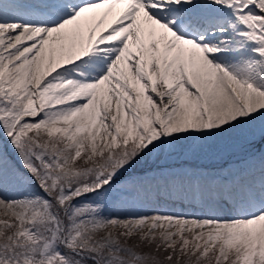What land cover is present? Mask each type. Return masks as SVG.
I'll list each match as a JSON object with an SVG mask.
<instances>
[{"label":"snow or ice","instance_id":"obj_1","mask_svg":"<svg viewBox=\"0 0 264 264\" xmlns=\"http://www.w3.org/2000/svg\"><path fill=\"white\" fill-rule=\"evenodd\" d=\"M0 264H264V0H0Z\"/></svg>","mask_w":264,"mask_h":264}]
</instances>
